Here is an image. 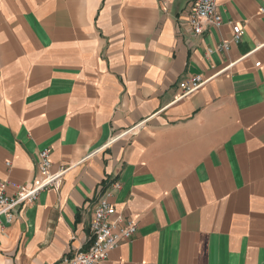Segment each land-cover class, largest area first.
<instances>
[{
  "label": "crops",
  "instance_id": "crops-1",
  "mask_svg": "<svg viewBox=\"0 0 264 264\" xmlns=\"http://www.w3.org/2000/svg\"><path fill=\"white\" fill-rule=\"evenodd\" d=\"M195 2L0 0V192L33 182L43 150L70 166L0 217V264L86 250L114 182L137 231L101 264H264V0H217L223 25L199 36Z\"/></svg>",
  "mask_w": 264,
  "mask_h": 264
},
{
  "label": "built area",
  "instance_id": "built-area-1",
  "mask_svg": "<svg viewBox=\"0 0 264 264\" xmlns=\"http://www.w3.org/2000/svg\"><path fill=\"white\" fill-rule=\"evenodd\" d=\"M188 26L195 35H202L207 26L219 28L223 25V19L219 11L217 0H196L191 8L188 18ZM244 30L240 26L233 27L232 42L239 44ZM229 43L221 46L228 49ZM260 66V63L256 64ZM201 76H194L189 81L181 83L177 100H182L198 92L205 84ZM139 126L132 128L123 135L132 134ZM10 166V163H7ZM38 167L40 174L28 185H14L15 192L9 195L6 192L7 185H2L0 192V217H5L8 224L15 220L17 211L21 207L34 204L40 193L47 190L59 191L65 174L70 166H63L58 171H53L51 151L43 150L38 155ZM120 189V184L114 182L105 190L97 201L93 217L90 223V237L86 250L78 251L65 264H101L106 262L110 253L122 243L130 241L136 234L137 224L134 220L127 219L118 214L116 207L109 201L114 191Z\"/></svg>",
  "mask_w": 264,
  "mask_h": 264
}]
</instances>
